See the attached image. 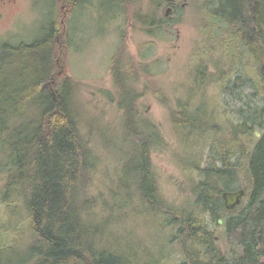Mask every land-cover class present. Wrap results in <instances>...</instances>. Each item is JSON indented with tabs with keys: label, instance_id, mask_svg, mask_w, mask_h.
I'll use <instances>...</instances> for the list:
<instances>
[{
	"label": "trees",
	"instance_id": "trees-1",
	"mask_svg": "<svg viewBox=\"0 0 264 264\" xmlns=\"http://www.w3.org/2000/svg\"><path fill=\"white\" fill-rule=\"evenodd\" d=\"M80 1L63 0L65 15ZM197 1L200 17L209 14L211 23L222 29L220 46L230 60L229 70L234 63L243 66L239 59L247 56L263 88L264 0ZM150 4V10L136 6L134 14L148 26V33L164 25L169 0ZM61 18L50 20L47 32L32 42L7 44L0 51V148L6 151L9 167L2 197L17 194L30 217L28 264H144L142 254L134 250L135 244L143 247L142 242L126 235L135 232L128 221L136 216H146L166 234L170 247H180L183 256L175 264H264V94L253 120L235 125L226 142L205 136L223 128L204 98L195 103L190 92L171 108V122L184 151L190 156L201 153L202 159L207 152L205 166L192 159L199 175L192 185L194 198L178 205L162 194L151 158L164 138L135 103L149 84L137 92L125 83L128 77L138 80V71H147L149 63L125 58L129 76L121 73V66L113 68L123 111L116 127L122 145L117 136L108 140L95 115L87 114L82 127L86 112L78 98L80 83L58 72L57 38L67 24ZM143 58L140 52L139 59ZM217 69L224 77V68ZM100 146L113 159L112 176L96 189V171L106 165ZM242 172L249 176V186L243 187L247 200L227 209L222 191L242 188L238 178ZM218 219L224 223L227 249L215 238ZM3 249L0 261H11Z\"/></svg>",
	"mask_w": 264,
	"mask_h": 264
},
{
	"label": "rangeland",
	"instance_id": "rangeland-1",
	"mask_svg": "<svg viewBox=\"0 0 264 264\" xmlns=\"http://www.w3.org/2000/svg\"><path fill=\"white\" fill-rule=\"evenodd\" d=\"M52 2L17 0L13 5H7L5 16L0 17V38L9 31L14 35L19 32L22 39L23 36L39 38L48 30L50 18L65 16L66 25L63 23L65 19H60L63 27L58 42V72L61 76H72L80 83L78 98L86 112L82 116V127L86 126L87 114L95 115L99 118L97 123L105 128L108 140L117 136L121 145V134L116 127L123 111L118 106L119 84L113 68L119 65L121 73L129 76V64L126 65L125 58L149 63L147 71H138V80L128 77L125 83L137 92L149 84V88L136 97L135 103L139 114L155 122L164 138V145L151 153L162 194L178 205L191 201L194 198L193 182L199 179L197 170L192 168V159L205 166L207 152L202 159L201 153L190 156L184 151L180 135L171 122L170 110L176 107L178 99L185 98L190 92L194 94L195 103L204 98L206 108L213 110L223 128L214 136L223 142L228 141L231 129L247 118L251 122L254 112L263 105L264 87L256 80V71L253 65L248 64V57L243 55L239 59L243 66L238 67L234 63L231 66L233 70H229L230 60L223 55L220 46L222 29L211 23L209 14L200 17L197 0H176L171 19L166 16L164 25L150 33L146 31L148 26L134 16L138 5L150 10V0H116L117 4L115 0H82L73 7L69 16L65 15L63 0H57L56 9ZM202 17L206 18L204 22H200ZM202 23L207 26H202ZM140 52L145 54V58L139 59ZM205 65L207 69H204ZM217 66L224 68V77ZM243 140L248 142V138ZM99 150L103 155L102 165L105 163L109 167L105 165L96 171V189L102 188L103 181L112 176L113 159L109 157L108 150L101 146ZM0 159V247H5L2 254L11 259L0 261V264H28L30 217L15 198L17 194L12 193L13 196L7 200L2 197L9 167L6 165V151L1 148ZM238 178L242 187L249 186L247 173H240ZM246 200L247 195L240 204ZM145 217L136 216L133 221L129 220L128 223L135 225V232L126 234L133 242H142L143 247L135 244L134 250L142 254L143 263L158 264L165 257L164 263L160 264L181 261L180 247H170L166 234ZM215 229L217 241L227 249L229 244L224 223Z\"/></svg>",
	"mask_w": 264,
	"mask_h": 264
},
{
	"label": "flooded vegetation",
	"instance_id": "flooded-vegetation-1",
	"mask_svg": "<svg viewBox=\"0 0 264 264\" xmlns=\"http://www.w3.org/2000/svg\"><path fill=\"white\" fill-rule=\"evenodd\" d=\"M16 1L17 0H0V17L5 16V14H6V11H5L6 6L7 5H13L14 3H16ZM175 3H176V0H169V4L167 5V6L171 7V11H169L168 14L164 13V15L167 16L169 19H171V17H172L171 14L174 12ZM9 30H11V29H9ZM12 32L13 31H9L8 32L9 34L1 36V38H0V51L2 49H4V47L7 44H9L10 46H17V45H19L21 43H30V42L33 41V39H28L25 36H23L24 38L22 39V36L20 35L19 32H15V35L12 34ZM46 32H47V30L45 32H43V34H45ZM10 36H11V38H9ZM57 41L59 42L58 38H57Z\"/></svg>",
	"mask_w": 264,
	"mask_h": 264
},
{
	"label": "water",
	"instance_id": "water-1",
	"mask_svg": "<svg viewBox=\"0 0 264 264\" xmlns=\"http://www.w3.org/2000/svg\"><path fill=\"white\" fill-rule=\"evenodd\" d=\"M169 11H171V7L168 6L165 9V13L168 14ZM255 135L257 137L260 136V133L258 131L255 132ZM246 194V189L245 188H238L235 190H225L222 192V198L224 200V204L225 207L227 209H233L235 208L237 205H239L242 201V198L245 196ZM219 224H221L223 221L222 219H218Z\"/></svg>",
	"mask_w": 264,
	"mask_h": 264
},
{
	"label": "bare ground",
	"instance_id": "bare-ground-1",
	"mask_svg": "<svg viewBox=\"0 0 264 264\" xmlns=\"http://www.w3.org/2000/svg\"><path fill=\"white\" fill-rule=\"evenodd\" d=\"M53 5H54V3H55V5H54V8L56 9V2H55V0H53ZM117 4V3H116ZM166 7H168V6H166ZM166 7H165V9H166ZM52 11V10H51ZM164 13H165V11H164ZM50 20H52L51 18H50ZM28 39H33V37H29ZM34 40V39H33ZM218 132H216V133H208L207 135H205L206 137H211V138H216L214 135L215 134H217ZM8 159L6 158V161H7ZM0 161H1V159H0ZM225 191V190H224ZM223 192V191H222ZM246 195V194H245ZM244 198V197H243ZM223 221V220H222ZM215 238H216V240H217V236H215Z\"/></svg>",
	"mask_w": 264,
	"mask_h": 264
}]
</instances>
